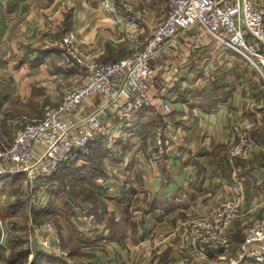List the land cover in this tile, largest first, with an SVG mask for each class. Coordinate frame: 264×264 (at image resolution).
I'll list each match as a JSON object with an SVG mask.
<instances>
[{
	"label": "crops",
	"instance_id": "0c3cea01",
	"mask_svg": "<svg viewBox=\"0 0 264 264\" xmlns=\"http://www.w3.org/2000/svg\"><path fill=\"white\" fill-rule=\"evenodd\" d=\"M148 1L0 0L2 140L6 137L10 141L14 130L43 117L66 89L84 83L87 71L78 70L65 55L64 37L91 60L122 59L138 49L160 23L154 25V12L150 10L140 15V9L144 12L142 8L151 5ZM168 1L163 0L159 6L162 20ZM253 1L264 12V0ZM144 17L148 21L150 17L152 25L139 20ZM200 33L202 29L194 26L185 35L189 39ZM189 48L184 42L175 54L161 55L152 62L148 85L154 102L150 106L130 112L120 98L116 105H109L99 113L102 137L92 154L61 169L79 168L77 174L89 171L93 179L85 187L87 199L71 203L83 227L79 232L83 233L58 232L67 258H79L88 264H173L183 255L195 261L199 259L197 248L188 239L167 241L149 259L140 257L137 244L191 223L237 191L242 201L231 225L230 247L207 249L208 262H217L221 255L236 252L247 228L263 215L264 139L257 132L260 129L264 134L260 105L264 83L255 70L209 41L197 51L190 52ZM99 101L85 100L83 105L90 111ZM163 103H169V114L164 112ZM247 120L256 123L251 131L244 127ZM149 124L153 125L151 132L146 129ZM122 128L127 133L119 138L116 133ZM142 128L146 130L142 132ZM157 131L162 133L161 145L156 143ZM238 131L246 133L251 143L248 159L226 156ZM104 137H117L119 141L106 144L102 170L90 171L87 168L100 165L96 149ZM4 143L0 141V154L9 144ZM124 145L129 149L124 150ZM6 166L0 157V170ZM5 174L0 175L2 182L13 179L10 173ZM51 183H44L38 193L36 203L43 207L47 200L44 188ZM50 222L41 229L33 225V251L27 257L31 264L68 262L52 250ZM12 226V219L0 218V264H14L16 235Z\"/></svg>",
	"mask_w": 264,
	"mask_h": 264
},
{
	"label": "built area",
	"instance_id": "2783aa9c",
	"mask_svg": "<svg viewBox=\"0 0 264 264\" xmlns=\"http://www.w3.org/2000/svg\"><path fill=\"white\" fill-rule=\"evenodd\" d=\"M194 26L200 27L202 33L187 39L186 32ZM205 41L221 47L231 58L240 59L255 70L264 83V12L253 0H169L164 20L142 45L128 56L112 62L91 60L64 37L63 52L78 70L87 71L86 79L84 83L66 89L59 102L48 108L43 117L15 130L11 142L4 145L0 154L1 161L7 165L0 172L20 174L22 186L28 193L26 197L37 199L39 187L42 189V185L65 165L92 154L102 135L99 113L109 105H116L119 98L130 112H137L154 102L148 85L152 62L161 55L175 54L184 42L193 52ZM97 98L100 101L88 111L83 101L93 102ZM162 107L166 114L171 112L169 103H163ZM255 126L253 120L244 124L247 131ZM236 138L226 150V156L248 159L252 147L246 133L238 131ZM162 141V133L157 131L156 143L161 145ZM241 201L236 191L191 223L159 232L149 241L139 240L140 257L149 259L167 241L180 237L191 241L199 259L190 262L182 255L173 264H264V213L247 228L234 254L221 255L217 262H208L207 249L230 247L231 225ZM47 226L52 233V250L58 258H66L67 264H88L79 258H67L68 253L61 247L63 241L55 225L50 222Z\"/></svg>",
	"mask_w": 264,
	"mask_h": 264
},
{
	"label": "rangeland",
	"instance_id": "374dc122",
	"mask_svg": "<svg viewBox=\"0 0 264 264\" xmlns=\"http://www.w3.org/2000/svg\"><path fill=\"white\" fill-rule=\"evenodd\" d=\"M162 1L163 0H153V3L152 0L151 2L148 1L149 3H151V5L150 6L146 5L145 7H143L142 9H144V12L140 9V13H141L140 15L141 16L145 15L146 12L150 10L152 13L154 12L153 13L154 19L152 20L154 25L159 22L161 23L164 20L161 19L163 14L162 12H160V8H159ZM147 18H149V21L146 19V17L140 18L139 20L145 25L147 24L152 25L150 17ZM255 74L253 73L252 76ZM263 100H264V92H263ZM260 105L262 107L261 122L263 121L264 123V101L261 102ZM152 116H156V115H152ZM20 119L22 120L21 116ZM140 120H142L143 123H145L144 120L150 121L149 119L147 120L140 119ZM150 122L155 124V121H150ZM151 126L153 125L149 124V126L146 128L149 129L150 132L151 129H153V127ZM125 129L126 128H122L118 130V133L116 134L117 136L119 134V138L122 134L127 133V130ZM146 129L142 128V132ZM13 132H15V130ZM5 136H8L7 133ZM126 136H128V134ZM257 136L261 137V139H264V134L262 131H260V129H258ZM0 138H1L0 141L5 142L6 144L8 142L9 143L11 142V140L9 141L8 139H6V137H4V140H2L3 139L2 137ZM109 138L104 137L99 142L100 147L96 149V154L100 159V165L97 167L95 166L94 168L91 169L86 167L90 171L97 172L98 170H102L101 161L107 158L106 154L108 148L106 147V144L110 142V144L114 145L119 141V138L117 137L116 138L113 137L110 140ZM124 141L126 140L124 139ZM123 149L128 150L129 147L127 145H124ZM78 169L79 168H75V169L67 168L66 171L63 172L61 170L53 178L50 179L52 180V183L50 185L49 184L46 185V187L44 188L45 194L47 195L45 197V199H47L45 201L46 202L45 207H43L42 204L40 203L38 204L36 203L39 197L38 193L42 190L41 186L37 191V199L31 200L30 198L26 197L28 193L24 190L22 186V176L20 174H11L13 175V179L8 182L6 181L2 182L0 179V200L3 205L0 206V218L12 219L14 221V227L12 226L13 233L16 235V237L13 238L15 244L14 264L32 263V262L29 263V259L27 260V257L33 251L32 250L33 245H32V240L30 239V235L34 227H36L37 229H41V227L45 225L46 222L51 221L56 226V229L59 233H61V230L63 231L67 230L68 233L70 232H74L77 234L83 233V232H79L82 231L83 227H81V223L77 221L76 215L74 213L75 210L74 208L72 209L71 203L72 205H74L75 201L78 200L83 201L87 199L86 197L89 194V192H87L85 187L86 185L90 184V180L92 181L93 179H91V177L89 176L90 174L89 171H85L82 174H77L76 171ZM95 169L98 170L95 171ZM104 170H106L105 167ZM5 173L4 171H2L0 175H8ZM69 220L71 221L68 223Z\"/></svg>",
	"mask_w": 264,
	"mask_h": 264
},
{
	"label": "trees",
	"instance_id": "16d2710c",
	"mask_svg": "<svg viewBox=\"0 0 264 264\" xmlns=\"http://www.w3.org/2000/svg\"><path fill=\"white\" fill-rule=\"evenodd\" d=\"M101 137H102V135L98 138V140H99ZM98 140H97V142H98Z\"/></svg>",
	"mask_w": 264,
	"mask_h": 264
}]
</instances>
